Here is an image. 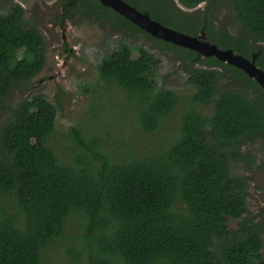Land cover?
I'll use <instances>...</instances> for the list:
<instances>
[{
  "label": "trees",
  "instance_id": "1",
  "mask_svg": "<svg viewBox=\"0 0 264 264\" xmlns=\"http://www.w3.org/2000/svg\"><path fill=\"white\" fill-rule=\"evenodd\" d=\"M73 1L77 11L102 15L165 47L156 52L127 34L131 41H118L97 64L101 78L127 92L122 110L144 131L159 129L181 101L175 89L159 83L167 49L182 54L176 58L197 104L182 110L176 132L159 140L150 156L132 148L110 160L99 140L88 145L74 130L85 150L76 165L62 162L51 143L58 107L46 95L5 107L0 264H42L46 248L69 236L74 219L87 256L72 248L71 264H264L263 224L247 216L249 177L233 170L245 158L255 164V156L242 151L247 143L256 137L264 143V89L242 69L156 38L99 0ZM126 1L171 28L191 35L203 29L221 48L256 54L264 69V0H228L243 35L216 28L215 0H178L191 9L207 3L197 15L175 6L176 0ZM24 14L19 3H0V101L47 62L44 35Z\"/></svg>",
  "mask_w": 264,
  "mask_h": 264
},
{
  "label": "rangeland",
  "instance_id": "2",
  "mask_svg": "<svg viewBox=\"0 0 264 264\" xmlns=\"http://www.w3.org/2000/svg\"><path fill=\"white\" fill-rule=\"evenodd\" d=\"M70 1L0 0V3L6 5L13 2L24 7L25 21L40 29L47 49V62L43 70L34 78L18 84L0 101V122L7 116L5 107L14 106L24 98L42 93L58 107L56 132L51 143L62 162L76 165L80 153L85 151L75 139L74 130L82 134L88 145L92 144L93 139L99 140L100 150L110 157V160L132 148L138 150V156L152 155V151L161 147L159 140L169 139L170 135L176 132L182 110L188 104H197L191 103L193 90L185 82V75L179 68L181 60L176 56L182 54H175L174 50L166 48L168 54L162 55L163 63L159 69V83L175 89L180 94L179 106L159 129L146 132L132 116L122 110V106L126 105L127 92L101 78L97 64L103 52L112 48L118 41H131L127 34L133 35L137 45L145 44L155 51L158 48L157 51L160 52L166 50L159 48L163 46L139 31L130 32L125 27H115L102 15L77 11L75 2L69 4ZM215 3L218 6L213 23L216 28L225 27L232 35H243L242 27L234 18L228 0H215ZM175 6L183 9L188 15H197L199 8L206 9L207 3L191 9L176 0ZM205 35L209 40L208 35ZM249 41L253 42V38H249ZM225 84L227 82L222 86L225 87ZM250 93H253L252 90ZM197 108L205 113L211 111L209 106L198 105ZM263 144L259 137L247 143L242 151L253 154L256 158L255 164L244 157L245 159L233 165V170L249 177L247 216H255L264 227ZM89 155L91 156L90 153ZM130 157L132 156L123 159ZM237 223L238 220L232 219L229 222L231 227H236ZM82 232L74 219L68 229L69 236L55 239L46 248L42 264H71L72 248L87 256L79 239ZM82 264H85V259Z\"/></svg>",
  "mask_w": 264,
  "mask_h": 264
},
{
  "label": "water",
  "instance_id": "3",
  "mask_svg": "<svg viewBox=\"0 0 264 264\" xmlns=\"http://www.w3.org/2000/svg\"><path fill=\"white\" fill-rule=\"evenodd\" d=\"M103 5L110 7L120 15L132 21L135 25L148 32L150 35L170 41L174 44L196 51L205 57H216L218 60L232 64L242 69L249 77L255 79L264 89V69L257 65V56L251 58L236 53L233 49H223L217 44L207 40L205 31L202 29L198 35L171 28L139 10L126 0H99Z\"/></svg>",
  "mask_w": 264,
  "mask_h": 264
},
{
  "label": "flooded vegetation",
  "instance_id": "4",
  "mask_svg": "<svg viewBox=\"0 0 264 264\" xmlns=\"http://www.w3.org/2000/svg\"><path fill=\"white\" fill-rule=\"evenodd\" d=\"M72 2H73V0H71V1L69 2V4L72 3Z\"/></svg>",
  "mask_w": 264,
  "mask_h": 264
}]
</instances>
